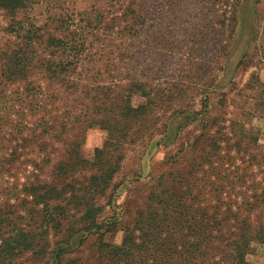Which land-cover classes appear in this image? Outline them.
Instances as JSON below:
<instances>
[{
  "label": "rangeland",
  "instance_id": "obj_1",
  "mask_svg": "<svg viewBox=\"0 0 264 264\" xmlns=\"http://www.w3.org/2000/svg\"><path fill=\"white\" fill-rule=\"evenodd\" d=\"M84 16L98 18L84 30ZM67 18L83 27L79 36L87 50L79 68L50 80L44 62L66 58L60 51L50 57L34 43L25 51L24 76L8 81L7 58L22 42L11 33V17L0 10V236L22 228L43 248L41 255L21 253L0 258V264H55L56 254L60 264H107L100 240L120 246L155 185L186 174L199 153L209 150L210 138L222 133L233 158L229 170L243 176L247 187L263 178L264 0H40L16 15L18 29L58 38L67 34L59 23ZM28 84L60 93L46 108L58 122L69 112L62 133L41 135L34 127L40 115L28 111ZM142 90L150 98L140 96ZM126 101L148 111L121 118L116 112ZM72 118L79 123H70ZM113 160L119 167L107 187L89 185ZM199 176L191 183L194 195L203 185L196 183ZM32 181L69 186L66 220L44 237L36 236L43 205L22 192ZM73 190L87 206L101 208L98 231L85 230L90 219L82 220L84 203L71 199ZM236 192L230 196L238 203ZM241 192L245 198L251 194L247 188ZM246 264H264V245L250 242Z\"/></svg>",
  "mask_w": 264,
  "mask_h": 264
},
{
  "label": "trees",
  "instance_id": "obj_2",
  "mask_svg": "<svg viewBox=\"0 0 264 264\" xmlns=\"http://www.w3.org/2000/svg\"><path fill=\"white\" fill-rule=\"evenodd\" d=\"M39 1L0 0V10L11 17L10 29L13 32H10L19 35L16 37L22 42L21 47L10 53L7 58V66L3 73L5 80L10 81L24 76L25 61L29 59L25 51L34 43L47 48L50 57H53L56 51H60L66 58L58 62L54 60L44 62L46 64L43 65V71L50 80L64 77L68 71L74 72L79 68L81 60L86 59L84 54L87 50L86 41L79 36L83 27L75 24L71 18L59 22L60 29L64 33L67 31V34H63L60 38L49 34L37 36L23 26L18 29L22 21H16V15ZM95 19L84 16L83 21H86L84 30L88 29L91 21ZM14 28L17 30H13ZM30 85H26L24 89L25 98H28L29 103L27 108L30 116L40 115L34 127L39 128L41 135L49 133L55 135L58 130L62 133L69 124L68 118L66 119L69 117V112L61 115L62 120L58 122L52 115L53 111L46 108H52V102L59 99L60 93L50 92V89L36 90ZM136 89L131 92H135ZM140 96L150 98L143 90ZM203 108L207 109L206 100L203 101ZM118 110L119 112L116 113L121 118H140L148 111L147 105L134 107L127 101ZM70 123H79V119L72 118ZM105 129L109 134L112 133L111 127ZM228 141L229 138L225 133L220 137L210 138L207 145L209 150L199 153L198 160L186 174L179 177L171 174V181L163 179L155 185L156 187L148 195L147 208L137 213L132 223L125 228L120 246L106 244L100 240L99 250L107 264H246L250 242L256 241L264 245V168L261 181L257 183L252 181L251 186L247 187L243 176H237L236 171H230L228 168V162L233 161ZM95 153L101 151L96 149ZM249 160H255V157L249 156ZM35 166L38 167V164L36 163ZM59 166L60 171L65 167ZM118 167L119 160H113L112 163L102 166L100 171L88 180L89 185L96 183L97 187L106 188ZM195 175L197 177L200 175L196 183L202 181L203 185L194 195L191 183ZM214 177L215 181L212 180ZM66 187L69 186L60 188L55 184L40 185L37 181L29 182L24 186L22 192L32 198L31 202L43 205V208L37 211L39 233L36 236L44 237L49 231L55 232L56 228L59 230L62 226V221L65 222V210L69 204ZM236 188H239L240 192L236 193L241 197L238 203L230 196ZM242 188H247L251 194L245 195V198L241 192ZM207 194L208 198H205ZM70 195L77 205L84 203L85 208L81 218L85 221L86 218L90 219L85 230L98 231L95 220L101 208L87 206L86 199L79 198L75 190ZM50 201L58 203L51 208ZM55 211L57 215L52 213ZM112 229L113 227L107 232H112ZM31 233L33 232L28 233L22 228H14L6 237L0 236V258L4 261L12 260L17 254L27 252L41 255L43 248L37 249L34 246L35 235ZM55 259V264H60L59 254H56Z\"/></svg>",
  "mask_w": 264,
  "mask_h": 264
}]
</instances>
